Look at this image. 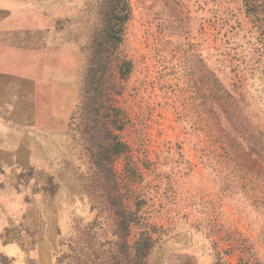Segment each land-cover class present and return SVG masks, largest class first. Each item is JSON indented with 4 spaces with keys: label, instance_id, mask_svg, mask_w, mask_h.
<instances>
[{
    "label": "rangeland",
    "instance_id": "rangeland-1",
    "mask_svg": "<svg viewBox=\"0 0 264 264\" xmlns=\"http://www.w3.org/2000/svg\"><path fill=\"white\" fill-rule=\"evenodd\" d=\"M64 11L35 52V158L20 160L5 208L17 253L0 264H129L117 186L157 239L146 264H264V25L245 0H66ZM105 122L135 182L124 157L118 185L108 177Z\"/></svg>",
    "mask_w": 264,
    "mask_h": 264
},
{
    "label": "crops",
    "instance_id": "crops-1",
    "mask_svg": "<svg viewBox=\"0 0 264 264\" xmlns=\"http://www.w3.org/2000/svg\"><path fill=\"white\" fill-rule=\"evenodd\" d=\"M64 8L66 0H0V255L17 253L4 241L11 223L5 208L18 191L20 160L35 158L33 105L35 80L41 76L35 52L41 39L49 43L51 25L63 17ZM26 134L31 145H25Z\"/></svg>",
    "mask_w": 264,
    "mask_h": 264
},
{
    "label": "trees",
    "instance_id": "trees-1",
    "mask_svg": "<svg viewBox=\"0 0 264 264\" xmlns=\"http://www.w3.org/2000/svg\"><path fill=\"white\" fill-rule=\"evenodd\" d=\"M245 2L250 16L258 21L259 27H262L264 18L262 19L261 15H264V0H245ZM103 127L105 128L106 149L108 152V156L103 159L108 167V177L113 178L112 181L118 185L115 173L112 170V164L115 160L124 157L127 160L125 166L126 179L129 183L135 182L140 176L139 167L130 162L126 144L120 140L119 135L115 134V129L111 128L109 123L105 122ZM110 152L113 153L111 156L109 155ZM110 199L117 226L122 232L120 251L125 254V259L128 260L129 264H146L157 239L154 238L150 228L143 227L142 217L139 215L140 206L137 205L136 210L129 209L122 188L119 186L116 187V191L110 196ZM132 225L136 226L138 233L135 241L130 245L128 237L131 234Z\"/></svg>",
    "mask_w": 264,
    "mask_h": 264
}]
</instances>
